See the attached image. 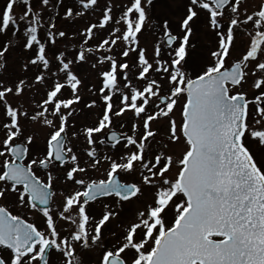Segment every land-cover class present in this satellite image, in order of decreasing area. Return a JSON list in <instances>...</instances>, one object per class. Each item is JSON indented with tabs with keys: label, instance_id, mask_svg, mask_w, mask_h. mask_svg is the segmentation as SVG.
Wrapping results in <instances>:
<instances>
[{
	"label": "snow or ice",
	"instance_id": "1",
	"mask_svg": "<svg viewBox=\"0 0 264 264\" xmlns=\"http://www.w3.org/2000/svg\"><path fill=\"white\" fill-rule=\"evenodd\" d=\"M0 264H264V0H3Z\"/></svg>",
	"mask_w": 264,
	"mask_h": 264
},
{
	"label": "flooded vegetation",
	"instance_id": "2",
	"mask_svg": "<svg viewBox=\"0 0 264 264\" xmlns=\"http://www.w3.org/2000/svg\"><path fill=\"white\" fill-rule=\"evenodd\" d=\"M30 214H31V212L27 213V215H30ZM32 214H33V217H35V218L38 217L37 219L39 220L38 222H35V221L34 222L41 226V223H43V218L40 215L36 214V213H32Z\"/></svg>",
	"mask_w": 264,
	"mask_h": 264
},
{
	"label": "rangeland",
	"instance_id": "3",
	"mask_svg": "<svg viewBox=\"0 0 264 264\" xmlns=\"http://www.w3.org/2000/svg\"><path fill=\"white\" fill-rule=\"evenodd\" d=\"M3 4V0H0V5H2ZM17 11H19V9H17ZM105 150H107V149H105ZM125 179H131L130 177H126ZM29 216H31L32 217V219H33V221H35V222H38L39 220L37 219V218H35V217H33V214L31 213ZM41 226H43V223H41Z\"/></svg>",
	"mask_w": 264,
	"mask_h": 264
}]
</instances>
